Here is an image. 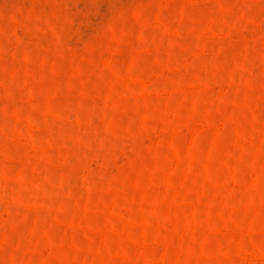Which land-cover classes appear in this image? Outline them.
<instances>
[{
  "label": "rangeland",
  "instance_id": "1",
  "mask_svg": "<svg viewBox=\"0 0 264 264\" xmlns=\"http://www.w3.org/2000/svg\"><path fill=\"white\" fill-rule=\"evenodd\" d=\"M0 264H264V0H0Z\"/></svg>",
  "mask_w": 264,
  "mask_h": 264
}]
</instances>
